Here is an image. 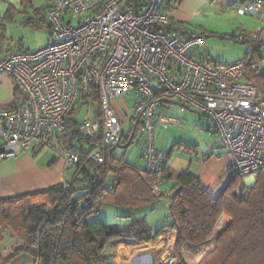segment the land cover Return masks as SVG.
I'll return each instance as SVG.
<instances>
[{"label": "built area", "instance_id": "2783aa9c", "mask_svg": "<svg viewBox=\"0 0 264 264\" xmlns=\"http://www.w3.org/2000/svg\"><path fill=\"white\" fill-rule=\"evenodd\" d=\"M262 10L264 0H243L237 13ZM45 18L47 45L25 50L8 38L0 57V73L11 78L18 94L14 105L0 108V161L29 147L46 148L65 168L73 167L79 158L61 142L65 119L96 87L100 118H84L78 127L83 137L102 138L87 160L103 164L137 136L145 170L159 173L168 156L155 147L156 131L183 125L159 108L174 105L210 120L233 159L227 179L250 177L245 190L253 185L264 167V95L252 77L264 73V58L253 61L258 38L238 35L248 47L246 55L214 63L201 51L200 33L155 29L170 24L160 0H146L139 12L127 0H47ZM131 93L137 98L125 131L111 100ZM150 187L155 196L162 194L160 182ZM30 247L37 249V241ZM166 249L159 264H178L174 245Z\"/></svg>", "mask_w": 264, "mask_h": 264}, {"label": "trees", "instance_id": "16d2710c", "mask_svg": "<svg viewBox=\"0 0 264 264\" xmlns=\"http://www.w3.org/2000/svg\"><path fill=\"white\" fill-rule=\"evenodd\" d=\"M30 1L22 0L21 4L26 6ZM175 1L160 0V8L167 10ZM145 2L127 0L137 12ZM17 13V9L8 7L1 24L13 21ZM34 21L27 18L26 24ZM38 21L47 23L43 16ZM155 29L186 32L182 25L175 23L155 26ZM229 37L237 40V36ZM263 51L260 45L253 56L254 62L264 58ZM252 77L264 95V73ZM78 100L80 109L84 106L93 118H100L96 87H92L90 96ZM73 112L66 117L61 135L64 149L79 158L72 167L71 180L0 199V232L10 228L29 244L8 257H0V264H10L22 253L30 254L33 264H115L109 253L112 245L152 243L171 229L176 230L174 248L180 254L183 248L203 242L222 213L231 218L230 224L218 234L213 249L195 264H264V167L248 190L242 178L233 177L217 196H212L188 169L171 171L165 166L159 173H150L145 170V164L143 169L130 166L124 162L123 155L116 157L113 153L105 163L98 164L87 160V155L102 144V138L81 136L78 127L82 120L74 118ZM169 181L173 182L170 189L173 196L169 197L168 224L153 229L144 218L130 217L129 212L142 213L161 198L163 192L155 196L151 183ZM106 205L126 210L128 222L115 228L103 221L99 215ZM32 241H37V249L30 247ZM178 264L188 263L179 255Z\"/></svg>", "mask_w": 264, "mask_h": 264}, {"label": "crops", "instance_id": "0c3cea01", "mask_svg": "<svg viewBox=\"0 0 264 264\" xmlns=\"http://www.w3.org/2000/svg\"><path fill=\"white\" fill-rule=\"evenodd\" d=\"M20 0H0V57L5 54L8 43L7 39L12 38L20 47L25 50H36L24 48L23 44L11 34V22L1 24V18L8 7H19ZM243 3V0H176L170 7L167 8L170 18V23L180 24L185 29V33L198 32L203 36V44L201 51L205 57L211 62L218 63L212 54L216 51L206 40V37L212 36L215 29H218L214 24L216 16H222L234 13L238 16V20L234 26L232 35H245L250 38H258L262 46H264V10L257 13L251 19H244L243 16L237 13V8ZM47 8V0L35 9V20L43 16L45 21V12ZM31 18V17H30ZM15 21V18H14ZM47 22V21H46ZM25 22L21 21L20 24ZM49 30V29H48ZM47 30V31H48ZM49 34V31H48ZM4 36V39H3ZM50 42V38L45 45ZM247 47L246 44H244ZM44 47V46H42ZM41 48V47H40ZM39 49V48H37ZM264 50V48L262 47ZM248 48L243 51L244 57ZM264 52V51H263ZM241 57V58H242ZM238 58V59H241ZM237 59V60H238ZM232 62V61H231ZM136 94L131 93L125 97H116L111 100V105L123 123L125 131L129 129L130 118L132 116L133 106L136 101ZM18 100V94L15 90L11 78L3 73H0V108H7L14 105ZM79 100L76 102V109L79 107ZM83 110L86 108L83 106ZM82 111V110H81ZM80 111V112H81ZM159 112L171 115L177 118L183 125L159 127L155 134V147L157 150L168 153L166 168L171 171H180L188 169L196 177L199 178L201 186L212 196H217L228 179L226 170L232 163L231 155L220 146L219 137L211 125L207 117L200 116L192 111L182 113L174 105L159 108ZM88 118H93L92 112L86 111L85 115ZM87 118V117H86ZM128 157V147L121 148L119 153L113 152L116 157L122 156L124 162L136 168H144V160L142 157V144ZM42 149L47 151L44 157L39 158L43 154ZM32 149L31 147L24 149L13 158L3 159L0 161V199L15 197L24 193L40 191L51 188L56 185H62L66 181L71 180L74 169L72 167L65 168L61 158H53L51 152L46 149ZM41 151V153H39ZM129 158V159H128ZM71 171L68 177L67 173ZM243 184H249L252 179L250 177L242 178ZM172 181L162 182L160 184L163 192L161 198L156 201L151 208H147L142 213L129 212L130 217H142L151 228H160L170 222V189ZM244 185V186H245ZM113 212L115 208L110 209ZM126 218V216H125ZM226 221V225L230 224L231 218L222 213L217 220ZM126 218V224L128 222ZM215 224V226L217 225ZM225 225V226H226ZM122 227V226H121ZM215 227L213 228V230ZM212 230V231H213ZM219 233V232H218ZM210 235V234H209ZM208 237V236H207ZM175 243L176 230L171 229L166 234L160 235L154 242L145 245L152 249H159V244L164 245L166 241ZM207 239V238H206ZM206 239L196 245H190L182 249L192 246H198L206 242ZM215 240V239H214ZM125 243H123L124 245ZM129 245L127 244V247ZM132 246H135L132 244ZM140 246V247H143ZM181 251V252H182ZM22 260L19 264H33L34 258L28 253L19 255Z\"/></svg>", "mask_w": 264, "mask_h": 264}, {"label": "rangeland", "instance_id": "374dc122", "mask_svg": "<svg viewBox=\"0 0 264 264\" xmlns=\"http://www.w3.org/2000/svg\"><path fill=\"white\" fill-rule=\"evenodd\" d=\"M21 1L22 0H20L19 7L17 8L18 13L16 14L15 21H11V34L17 41L19 40L23 44L24 48L37 49L45 46L48 38H50V35L47 31V23H42L35 20L33 24H26L27 18L31 17V19H34V16H36L34 7L40 8V6L45 3V0H31L30 3H27L26 6L22 5ZM253 16L255 15L246 14L239 17L243 18L244 20L247 18L251 19ZM215 18L216 19L214 21V24L218 29H215V32H213L212 36L206 37V40L211 45L212 49L216 51V53L214 52L212 54L213 58L225 63L241 58L243 55V51L247 47H245L244 43L231 39L229 36L232 35V33L235 31L234 26H236V23L242 21H239L238 16L234 13L216 16ZM21 21L25 23L20 24ZM262 47L264 48V46ZM84 114H86V110L77 107V109L73 112V117L77 120H82ZM85 116L88 118L89 115L87 114ZM136 138L137 136L128 147V157L132 155L131 153L135 150V148L137 149L140 146V143L137 145ZM121 150V148H118L115 150V152L119 153V151ZM41 151L43 152V154L40 155L39 158L44 157V155L47 154L46 150L42 149ZM41 151L39 153H41ZM70 173L71 171L67 173L68 177L70 176ZM113 208L115 207L106 205L102 209L99 217L115 228L124 226V223L126 222L125 216L128 215V212L126 210H120L116 208V210L113 212V210H110ZM225 224L226 221H224V223L222 224L219 232H221L229 225L228 224L225 226ZM212 232L213 231H211L210 235H208L206 242L202 243L201 246H192L193 248H186L180 254L176 253L177 260L179 259L180 255L181 259L188 264H195L196 262H198L205 254L210 252L215 245L214 239L218 232L216 235H213ZM0 234L3 237L2 242H0L1 258L8 257L13 251L23 246H29V244H25L22 240H20L10 228L1 230ZM171 244H175L172 243V239L170 241H166L164 245L159 244V249L155 250L151 247H145V245L143 246L134 244L135 246H132V244H128L129 246L127 247V244L123 245V243H118L112 245L109 248V253L111 254V259L115 264H159V262H161V260H163V258L167 254L168 249H166V246ZM202 246L205 247V249H202ZM194 247L198 248L195 250ZM187 250L189 251V258H187L186 256L185 251ZM21 260L22 259L17 256L10 262V264H19Z\"/></svg>", "mask_w": 264, "mask_h": 264}, {"label": "bare ground", "instance_id": "6f19581e", "mask_svg": "<svg viewBox=\"0 0 264 264\" xmlns=\"http://www.w3.org/2000/svg\"><path fill=\"white\" fill-rule=\"evenodd\" d=\"M223 223H224L223 219H220L219 222L217 223L215 229H214L213 232H212L213 235H216L217 232H219V230L221 229V226H222ZM204 243H205V242H204ZM200 246H201V245H200ZM190 248H193V247H190ZM194 248H195V250H196L198 247H194ZM202 249H205V247L202 246ZM188 250H189V249H188ZM188 250L185 251V252H186V256H187V258H189V251H188ZM195 250H194V252H195ZM190 252H193V251H190Z\"/></svg>", "mask_w": 264, "mask_h": 264}, {"label": "water", "instance_id": "95a60500", "mask_svg": "<svg viewBox=\"0 0 264 264\" xmlns=\"http://www.w3.org/2000/svg\"><path fill=\"white\" fill-rule=\"evenodd\" d=\"M171 196H173V194H171L170 197H171ZM219 233H220V232H219ZM219 233H218V234H219ZM218 234L216 235V237L218 236ZM216 237H215V239H216Z\"/></svg>", "mask_w": 264, "mask_h": 264}]
</instances>
